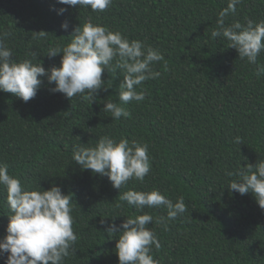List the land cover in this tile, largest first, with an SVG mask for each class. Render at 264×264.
<instances>
[{"label": "trees", "instance_id": "trees-1", "mask_svg": "<svg viewBox=\"0 0 264 264\" xmlns=\"http://www.w3.org/2000/svg\"><path fill=\"white\" fill-rule=\"evenodd\" d=\"M229 0H112L103 12L69 7L55 0H0V33L14 59L35 52L47 70L60 66L49 58L50 46H64L75 27L94 24L119 31L158 49L164 60L152 67L160 76L138 87L145 99L124 107L131 115L113 120L101 111L108 99L119 103V69L102 74L107 91L90 105L80 97L50 93L46 78L35 98L23 102L0 92V163L33 189L59 186L73 196L76 253L65 264H118V236L103 233L100 220L143 214L120 195L129 189H158L175 202L183 196L187 211L169 222L153 223L161 247L153 248L159 264H264V210L251 193L228 188L239 166L264 158V76L241 60L223 37L210 38L218 13ZM60 8L66 9L58 15ZM264 20V0H242L225 23ZM68 23L67 31L61 24ZM44 31L46 36L40 37ZM264 64V53L258 57ZM108 135L147 143L151 171L140 183L130 180L120 190L107 177L82 170L72 159L78 143L94 146ZM240 137V144L234 138ZM79 138V139H78ZM79 207V208H77ZM156 216L163 207L145 208ZM9 208L0 186V238L6 235ZM0 257V264L6 259Z\"/></svg>", "mask_w": 264, "mask_h": 264}, {"label": "clouds", "instance_id": "clouds-1", "mask_svg": "<svg viewBox=\"0 0 264 264\" xmlns=\"http://www.w3.org/2000/svg\"><path fill=\"white\" fill-rule=\"evenodd\" d=\"M69 7H90L103 12L110 7L112 0H55ZM242 0H229L227 7L218 13L216 27L210 38L223 37L228 48L235 49L241 60L256 66V76H264V64L258 57L264 53V20L256 22L247 19L244 23L236 20L225 21L235 16L237 5ZM66 9L60 8L57 14ZM67 31L68 23L61 24ZM10 33H0V92L12 94L23 102L35 98L43 79L54 85L49 91L61 93L68 99L80 97L91 105L100 91H107L102 74L119 69L122 75L119 84V103L108 99L101 111L110 113L113 120L128 118L131 113L124 105L145 99L143 82L160 76L153 65L163 61L161 52L140 40H129L119 31L94 24L91 19L72 32V39L64 46H50L46 55L54 58L60 55V66L45 69L35 52L27 53L23 59H14L13 51L6 43ZM40 37L47 35L44 31ZM79 139V138H78ZM240 144V137H235ZM78 143L73 148L72 159L82 170L107 177L113 188L120 190L130 180L143 183L151 171V160L147 143L121 138L118 141L108 135L98 138L94 146ZM236 177L228 188L240 195L251 193L258 206L264 210V158L254 165L239 166L238 171L228 172ZM0 186L6 191V204L10 214L6 235L0 238V257L6 255L4 264H65V260L75 255L78 236L73 229V196L64 194L59 186L48 190L38 187L30 189L21 180L9 174L6 164L0 163ZM120 200L143 214L129 216L117 225L111 219L105 226L100 220L103 233L118 236L115 254L118 264H159L151 254L153 248L161 247L156 233L149 223L163 227L166 231L169 222L187 211L184 197L175 202L158 189L138 191L129 189L120 195ZM76 206V205H75ZM77 207V206H76ZM163 207L166 215L156 216L145 212V208ZM79 208V207H77ZM80 209V208H79Z\"/></svg>", "mask_w": 264, "mask_h": 264}]
</instances>
